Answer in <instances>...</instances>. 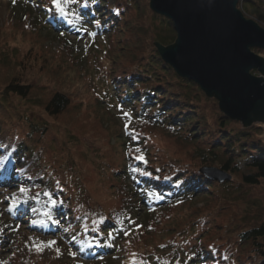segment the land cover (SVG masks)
Returning <instances> with one entry per match:
<instances>
[{"label": "trees", "instance_id": "1", "mask_svg": "<svg viewBox=\"0 0 264 264\" xmlns=\"http://www.w3.org/2000/svg\"><path fill=\"white\" fill-rule=\"evenodd\" d=\"M25 2L36 7L42 21L36 33L47 31L44 38L65 39L71 47L74 34L78 41L90 42L89 49L97 50L98 58L88 68L71 49L74 68L69 77L60 71L69 72L67 51L64 69L42 55L32 59L33 49L12 58L1 52L2 181L19 178L34 184L35 193L46 190L68 225L65 234L94 262L264 264V221L257 224L251 217L243 226L236 228L235 221L231 226L237 198L264 183V125L245 127L230 119L217 99L164 62L156 44L176 42L173 22L155 13L150 0H61L66 17L53 0ZM238 7L264 28V0H242ZM45 48L53 51V57L61 52ZM253 51L264 58L263 49ZM205 101L216 107L214 119L203 107ZM88 106L92 112L84 111ZM115 108L157 134L148 137L136 126L122 127L113 147L109 132L121 126ZM32 109L50 119L73 109L84 130L68 131L70 140L61 137L62 144L56 145V137L63 133L50 132L51 125L36 120ZM49 136L52 140L45 148ZM113 148L125 154V161L116 166ZM47 152H51L49 164ZM141 154L147 163L135 159ZM36 158L46 168L62 172H33L39 166ZM216 166L229 173L231 181L219 183L202 172ZM109 177L112 183L95 191V185ZM107 197L119 200L121 206L103 208L100 202L113 201ZM198 201L203 207L177 220L166 212ZM157 213L162 221L149 223L150 215ZM161 223L164 229L153 234L150 229Z\"/></svg>", "mask_w": 264, "mask_h": 264}, {"label": "rangeland", "instance_id": "2", "mask_svg": "<svg viewBox=\"0 0 264 264\" xmlns=\"http://www.w3.org/2000/svg\"><path fill=\"white\" fill-rule=\"evenodd\" d=\"M28 5L29 4L25 3V0H0V55L5 53L8 56L10 55V58H12L14 56L24 55L33 49V54L35 55L32 59H34L37 54L39 57L42 55L45 58L53 59L52 63L56 64L59 69H64V63L68 60L69 72L63 70L60 71L65 74L68 73L69 77H73L71 75L73 73V69H71V67H73L71 61H74V59L72 58L73 56L71 57V55H68L72 52L70 51L71 49H73L75 54H78V56L80 55L82 63L86 62L88 68L97 60L98 52L97 50L93 51V48L89 49L90 42L82 39L78 41L76 39L77 36L74 34H70V41L75 43L73 44L74 46L71 47L68 40L44 38V35L48 33L47 31H44L45 34L39 31L36 33V26L43 27V24L38 16L39 14L37 15L36 7L32 5H29L28 7ZM246 7L249 8V5H245V8ZM46 45L58 48L61 52H56V56L53 57V51L47 50L45 48ZM66 51L67 60H65ZM80 70L82 69L80 68ZM49 72L52 73V71H48V73ZM48 73L46 71V74ZM33 97H35V94ZM202 105L212 119H214V113L212 111L216 107L212 106V103L208 101H205ZM33 111V117L36 120L39 121L41 119H45L47 123L51 125L50 132H58L56 134H59V132L63 133V135L56 137V139H58L57 142H54L56 145H60V143L62 144L63 141L61 137L65 140H70L67 135L68 131H72L71 133H79L80 130H84L80 123L78 124L74 119L73 116H77V113L73 109L58 119L48 118L39 109H35ZM84 111L92 112L93 110L90 106H88V108L84 109ZM113 112L121 124V126L114 127V129L109 132V138L113 139V147H115L114 144L116 142L115 136H118L119 133L121 134V131L123 130L122 127L125 129L130 125L136 126L140 130L146 132L148 137L150 135L154 136L157 134L154 131V133L150 134L149 130L151 129L149 127L147 128L145 124H139L131 119L128 120L127 116H125V112L119 111L116 108L113 109ZM50 140H52V136L47 137L44 141L45 148H47V142ZM117 146L118 144L116 147ZM115 149L119 152H116ZM115 149L113 148L112 159L115 160L116 166L117 164H121L125 161V154L122 149ZM179 152L183 153L182 151ZM50 153H48L46 160L48 164L50 163ZM89 158H93V155L90 154ZM36 161L39 164V168H33V172L37 171L39 174L40 172L45 171L44 169L47 170L46 172L53 174H59L62 172V169L58 167L54 168V170H52L51 167L46 168L45 165H41L37 158ZM51 162L56 163L52 160ZM97 164H99L98 161H96V165ZM103 167L105 168L104 165ZM215 168L218 167L216 166ZM94 169L95 171H98L96 168ZM95 177L98 179L99 175H95ZM95 177L93 178L94 183L96 182ZM17 179H11L14 183L10 182L9 185H6L1 183L0 177V264H15L18 259L22 260V264H109L107 263L108 261L105 262V259L101 261L98 260V262L82 259L79 251H73L69 248L72 246L71 238L65 234V229L68 228V225L66 224V221L62 219V213L58 211V209L49 201V194L46 190L35 193L33 192L34 190L32 191L34 184H29V186L27 185V182H23L22 179L21 182ZM111 183V177H109L107 180H103L96 184L95 191L98 192L102 187H105L106 185L108 186ZM21 189H24V191H21ZM107 198L113 201L109 202L106 199L105 201L100 202V205L103 208H107V206L114 208L121 206L119 200L112 199L111 197ZM203 205L204 203L202 201L196 202V205L189 202L186 203L184 207L178 206L177 209L173 211H170L171 208L166 209V212L173 214L171 219L175 218L174 220H177V218L183 216V214L188 215L193 211V209L203 207ZM234 207L235 211H233V215L231 217V226H233L234 221L236 223V228L243 226L246 224L248 219H253L251 217H255V223L257 224L263 222L264 183L254 190L247 189L242 198L241 196L237 198ZM9 209H11V211H9ZM46 212L49 213L50 218L53 216L52 221L55 220V224L52 223L48 216L45 215ZM161 213L163 214L164 212ZM161 213H157L155 215L151 214L147 219L148 222L153 223L155 220L160 219V216L162 215ZM158 221L161 222L162 219ZM150 227H148V229ZM164 227L165 225L161 223L157 226V229L150 230L153 234L160 233ZM49 241H55L56 243L48 245ZM37 249L40 250L38 251ZM116 262L117 264H122L121 259L116 260Z\"/></svg>", "mask_w": 264, "mask_h": 264}, {"label": "water", "instance_id": "3", "mask_svg": "<svg viewBox=\"0 0 264 264\" xmlns=\"http://www.w3.org/2000/svg\"><path fill=\"white\" fill-rule=\"evenodd\" d=\"M241 0H150L151 9L173 22L176 42L156 44L160 56L182 78L196 83L220 110L245 127L264 124V28L238 8ZM202 172L219 183L226 171Z\"/></svg>", "mask_w": 264, "mask_h": 264}, {"label": "snow or ice", "instance_id": "4", "mask_svg": "<svg viewBox=\"0 0 264 264\" xmlns=\"http://www.w3.org/2000/svg\"><path fill=\"white\" fill-rule=\"evenodd\" d=\"M53 3L55 4L56 9L59 10L61 16H65V17H66L67 13L64 11L63 7L61 6V0H53ZM93 35H95V33H93ZM125 116H127V117L129 118V120L131 119V117H130V115H129L128 113H125ZM130 135L132 136L133 139L136 138V136L133 135L132 133H130ZM135 151H136L137 153H139V152H140V149L137 148V149H135ZM135 159L138 160V161H142V162H144V163H147V161L145 160V158H144V156H143L142 154L136 156ZM133 171H136V169H133ZM144 175H150V173H146V172H145ZM21 191H24V189H21ZM50 199H51V197H50ZM52 204H53V206H55V205H56V201L53 200V201H52ZM9 211H11V209H9ZM45 215H46V216H49V213L46 212ZM52 223L55 224L56 221L53 220ZM110 235H111V234H110ZM55 243H56L55 241H49V242H48V245H52V244H55ZM37 250L39 251L40 249H37Z\"/></svg>", "mask_w": 264, "mask_h": 264}, {"label": "bare ground", "instance_id": "5", "mask_svg": "<svg viewBox=\"0 0 264 264\" xmlns=\"http://www.w3.org/2000/svg\"><path fill=\"white\" fill-rule=\"evenodd\" d=\"M48 218L50 219V221L52 222L53 216L50 218V216H48ZM53 231V230H52Z\"/></svg>", "mask_w": 264, "mask_h": 264}]
</instances>
